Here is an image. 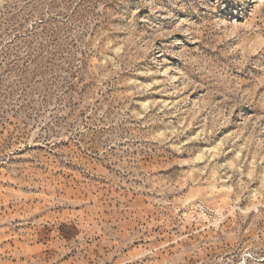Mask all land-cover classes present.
I'll use <instances>...</instances> for the list:
<instances>
[{"label": "rangeland", "instance_id": "rangeland-1", "mask_svg": "<svg viewBox=\"0 0 264 264\" xmlns=\"http://www.w3.org/2000/svg\"><path fill=\"white\" fill-rule=\"evenodd\" d=\"M0 264H264V0H0Z\"/></svg>", "mask_w": 264, "mask_h": 264}]
</instances>
